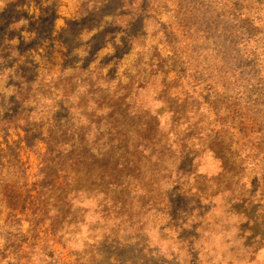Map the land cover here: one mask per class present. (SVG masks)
<instances>
[{
  "label": "rangeland",
  "instance_id": "374dc122",
  "mask_svg": "<svg viewBox=\"0 0 264 264\" xmlns=\"http://www.w3.org/2000/svg\"><path fill=\"white\" fill-rule=\"evenodd\" d=\"M94 6L103 8L99 42L97 29L67 35L77 46L67 60L102 66L111 102L130 81L135 114L123 101L116 121L136 131L150 116L160 144L151 158L140 155L139 171L100 178L97 159L119 154L104 141L95 160L77 162L57 150L47 156L42 139L29 152L20 125L0 131V162L10 166L19 153L26 174L0 188V264H264V248H249L264 241V149L251 122L264 113V0H3L0 47L27 40L34 14L54 17L58 29L93 21ZM63 40L42 35L28 59L56 73L63 56L46 50ZM88 41L100 48L79 58ZM110 179L123 185H105ZM40 198L49 206L36 213ZM112 198L128 200L129 214ZM136 202H151L150 211ZM140 239L149 246L142 255Z\"/></svg>",
  "mask_w": 264,
  "mask_h": 264
},
{
  "label": "trees",
  "instance_id": "16d2710c",
  "mask_svg": "<svg viewBox=\"0 0 264 264\" xmlns=\"http://www.w3.org/2000/svg\"><path fill=\"white\" fill-rule=\"evenodd\" d=\"M140 7L142 8L141 5L137 6L138 10ZM92 10H95L92 15L93 21L85 22V20L79 26L70 23L58 29L54 28V17L49 20L43 14H34L27 20V29L30 32L27 40L23 36L20 38L17 36V41H10L7 45L0 47V131L7 133L10 126L20 125L24 131L29 152L37 153L36 150L42 139L46 144L47 156H51L52 152L57 150L59 154L69 153L72 155L71 159L77 162L87 159L90 162L95 160L99 155V148L94 149L93 147L104 141L111 154H119L115 161L113 160L114 162L110 161L113 156L97 159V162H100L98 170L102 174L100 178H103L105 174L120 173L126 169L139 171L140 155L143 154L151 158L153 146H158L160 142L155 139L153 119L150 116L140 123V130L136 131L126 130L125 122L116 121V111L122 108L123 101H127L123 109L126 115L135 114L131 112L133 104L130 100L132 95L130 81L119 85L118 92L112 96L114 99L111 102L106 94L110 86L100 72L102 66L96 65L90 68L88 61L77 64L67 60L69 55L77 50V46L72 44V39L67 40V35L90 33L93 29H97L99 31L94 34V37L96 36L94 44H98L97 36L101 31L99 20L102 17L103 8L94 6ZM144 12L147 11L144 10ZM19 20H14L11 26H17ZM138 21L139 19L135 18L132 26L136 25ZM112 25L114 26V23ZM53 33L65 36V40L59 41V44L64 46H49L46 53L53 55L57 51L64 60L58 65L56 73L46 74L45 71L37 70L39 64L34 65L28 59L27 54H30L32 49L38 50L43 47L37 46L41 45L39 40L42 35H52ZM11 38L10 40H13ZM51 39L55 40V37L51 36ZM91 44V41L87 42L86 51L79 58H86L90 51L93 52L100 48V46H91ZM57 98L59 102L51 108L45 106V99L54 101ZM43 115H45L46 121ZM245 120L247 119L244 118ZM251 122L258 125L255 129L257 136L254 145L258 149L257 151L261 152L264 149L262 147L264 145V113L263 116L253 115ZM13 127L12 129H15ZM132 135L137 142L135 147L131 144ZM15 159L17 160H11L12 164L9 163L10 166L5 168L0 162V188L6 185L5 182L8 179H12L20 172L26 176L25 170L18 166L21 164L19 153L15 154ZM9 173L11 174L8 175ZM40 174L41 171L37 173V175ZM129 179L130 175L126 174L125 180ZM98 181L103 180L98 179ZM117 182L118 184H114V180L110 179L105 182V185L112 183L115 187L123 185L122 181ZM100 186L97 184L98 188ZM223 191L225 190L222 189ZM127 201L121 198L118 200L112 198L109 200V204L112 206L118 204L122 213L126 210L129 214V209H126ZM37 203L39 207L36 209V213L48 209V199L40 198ZM136 203V207L142 208L145 212L150 211L151 202ZM259 212L264 214V206L259 208ZM259 212L257 209L259 223H264V217ZM129 222H131L130 219ZM136 225H138V228L136 227L138 236H144L146 231L144 225L140 220L136 222ZM140 227H142L141 230ZM146 241L139 240V255L148 252L149 246ZM256 245L255 242H252L249 246L252 248V254H256L261 248H264V241L260 242L257 247ZM50 251L53 254V251Z\"/></svg>",
  "mask_w": 264,
  "mask_h": 264
},
{
  "label": "clouds",
  "instance_id": "9594fccd",
  "mask_svg": "<svg viewBox=\"0 0 264 264\" xmlns=\"http://www.w3.org/2000/svg\"><path fill=\"white\" fill-rule=\"evenodd\" d=\"M3 4V0H0V5ZM233 232H235V229H233Z\"/></svg>",
  "mask_w": 264,
  "mask_h": 264
}]
</instances>
